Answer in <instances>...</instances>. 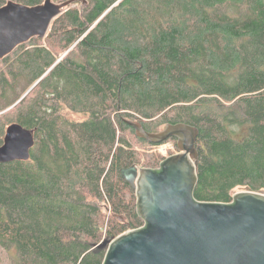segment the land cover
I'll list each match as a JSON object with an SVG mask.
<instances>
[{"label":"trees","instance_id":"trees-1","mask_svg":"<svg viewBox=\"0 0 264 264\" xmlns=\"http://www.w3.org/2000/svg\"><path fill=\"white\" fill-rule=\"evenodd\" d=\"M85 1L0 60V145L12 123L35 140L0 162V264H102L142 225L120 169L165 157L124 118L197 127V200L264 189V0Z\"/></svg>","mask_w":264,"mask_h":264},{"label":"water","instance_id":"water-1","mask_svg":"<svg viewBox=\"0 0 264 264\" xmlns=\"http://www.w3.org/2000/svg\"><path fill=\"white\" fill-rule=\"evenodd\" d=\"M74 1L86 4L44 0L30 6L9 0L1 5L0 60L31 38H44L51 22ZM123 121L152 144L175 138L178 152L158 167L120 169L143 224L104 239L99 244L105 248L102 264H264V189L237 188L229 202L197 200V127L176 122L148 131L137 119ZM34 142L32 130L10 124L0 162L28 160Z\"/></svg>","mask_w":264,"mask_h":264},{"label":"rangeland","instance_id":"rangeland-1","mask_svg":"<svg viewBox=\"0 0 264 264\" xmlns=\"http://www.w3.org/2000/svg\"><path fill=\"white\" fill-rule=\"evenodd\" d=\"M79 6H81V4ZM69 115H71V113H69ZM74 117H76V119H79L80 116L74 115ZM164 125L165 124L159 125L157 129H161ZM244 132H245L244 129H241L237 135H235V136H234V134L233 135L231 134V135L234 136L235 139L239 140L242 138ZM174 141L175 140L168 139V140H165L159 144H151V145L144 144V143H136V147H137L138 151H140V153L146 154L149 157H151V155H157V156H159V158H161V157H166L169 154L178 152V149L175 145L176 142L174 143ZM159 162H160V160L157 161V163L155 165L157 166ZM147 164L149 166L150 165L155 166V165H153L152 160L149 161ZM237 188H235L234 191H236ZM107 214H109V211H107ZM129 229H134V228H128L126 230H129Z\"/></svg>","mask_w":264,"mask_h":264},{"label":"bare ground","instance_id":"bare-ground-1","mask_svg":"<svg viewBox=\"0 0 264 264\" xmlns=\"http://www.w3.org/2000/svg\"><path fill=\"white\" fill-rule=\"evenodd\" d=\"M169 138H172V137H169ZM169 138H168V139H169ZM166 140H167V139H166ZM158 166H159V165H158ZM158 166H157V167H158Z\"/></svg>","mask_w":264,"mask_h":264},{"label":"flooded vegetation","instance_id":"flooded-vegetation-1","mask_svg":"<svg viewBox=\"0 0 264 264\" xmlns=\"http://www.w3.org/2000/svg\"><path fill=\"white\" fill-rule=\"evenodd\" d=\"M174 139V138H173ZM171 140H172V138H171ZM176 141V140H175ZM198 149V148H197Z\"/></svg>","mask_w":264,"mask_h":264}]
</instances>
